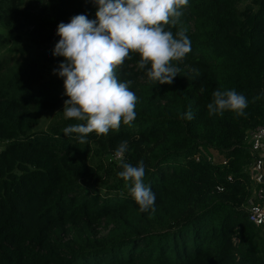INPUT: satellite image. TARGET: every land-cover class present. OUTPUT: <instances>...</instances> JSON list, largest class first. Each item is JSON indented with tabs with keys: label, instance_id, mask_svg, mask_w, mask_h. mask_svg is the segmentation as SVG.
<instances>
[{
	"label": "trees",
	"instance_id": "1",
	"mask_svg": "<svg viewBox=\"0 0 264 264\" xmlns=\"http://www.w3.org/2000/svg\"><path fill=\"white\" fill-rule=\"evenodd\" d=\"M191 51L172 84L149 80L139 56L115 69L138 97L136 118L86 143L63 134V79L41 82L55 30L91 0H0V264H264V234L247 221L248 132L264 126V0H189ZM168 28L169 26H165ZM13 52L21 61L1 54ZM248 100L243 115H209L215 90ZM191 110L194 118L183 119ZM145 165L155 211L141 212L114 152Z\"/></svg>",
	"mask_w": 264,
	"mask_h": 264
},
{
	"label": "clouds",
	"instance_id": "2",
	"mask_svg": "<svg viewBox=\"0 0 264 264\" xmlns=\"http://www.w3.org/2000/svg\"><path fill=\"white\" fill-rule=\"evenodd\" d=\"M96 7L95 19L74 15L69 22H60L55 30L59 37L52 49L53 57H62L53 74L63 79L65 119L83 123L64 128L66 137L86 143L88 134L107 135L130 125L136 118L138 97L130 89L131 81L118 79L115 69L139 56L137 69L157 84H172L179 68L172 61L183 59L191 51L186 29L180 25L182 8L189 0H91ZM165 26H169L166 28ZM247 98L236 90H215L206 105L209 115L232 111L243 115ZM183 119L191 121L188 110ZM248 147V143H247ZM128 141H121L114 156L122 169L118 176L130 182L129 195L141 212L155 211L156 193L145 184V165L125 162ZM249 152V149H248ZM250 154V153H249Z\"/></svg>",
	"mask_w": 264,
	"mask_h": 264
},
{
	"label": "built area",
	"instance_id": "3",
	"mask_svg": "<svg viewBox=\"0 0 264 264\" xmlns=\"http://www.w3.org/2000/svg\"><path fill=\"white\" fill-rule=\"evenodd\" d=\"M247 137L251 157L248 173L255 187L245 206L247 221L264 234V126L249 131Z\"/></svg>",
	"mask_w": 264,
	"mask_h": 264
},
{
	"label": "rangeland",
	"instance_id": "4",
	"mask_svg": "<svg viewBox=\"0 0 264 264\" xmlns=\"http://www.w3.org/2000/svg\"><path fill=\"white\" fill-rule=\"evenodd\" d=\"M1 54L6 56L7 60H12V62L9 64L8 67L13 66V64H16L18 62L21 61V57L19 55H15L14 51L10 52V51H4ZM53 67H49V66H44L42 72H41V76L42 79L40 80L41 82H45L47 80L51 79V82L56 81V80H61L60 78H58L57 75L53 74ZM62 85L63 82L61 81ZM64 107V106H63ZM63 107L61 109H59L58 111H56L54 114H50L46 117V121L43 123V128H46L48 124H51L56 118H58L57 114H63ZM4 147V142L2 140H0V150ZM255 190L254 185L251 188V195H253V192Z\"/></svg>",
	"mask_w": 264,
	"mask_h": 264
}]
</instances>
